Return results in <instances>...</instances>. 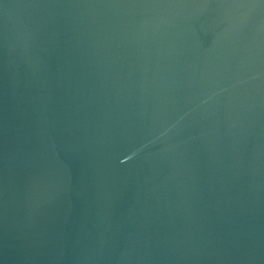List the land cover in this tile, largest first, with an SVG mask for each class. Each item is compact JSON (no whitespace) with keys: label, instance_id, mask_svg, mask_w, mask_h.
Returning <instances> with one entry per match:
<instances>
[{"label":"water","instance_id":"95a60500","mask_svg":"<svg viewBox=\"0 0 264 264\" xmlns=\"http://www.w3.org/2000/svg\"><path fill=\"white\" fill-rule=\"evenodd\" d=\"M0 264H264V0H0Z\"/></svg>","mask_w":264,"mask_h":264}]
</instances>
